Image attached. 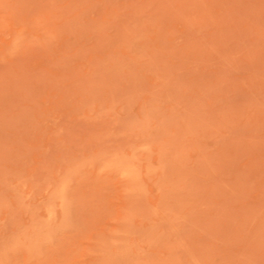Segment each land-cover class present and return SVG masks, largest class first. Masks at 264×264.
Instances as JSON below:
<instances>
[{
    "label": "rangeland",
    "instance_id": "rangeland-1",
    "mask_svg": "<svg viewBox=\"0 0 264 264\" xmlns=\"http://www.w3.org/2000/svg\"><path fill=\"white\" fill-rule=\"evenodd\" d=\"M0 264H264V0H0Z\"/></svg>",
    "mask_w": 264,
    "mask_h": 264
}]
</instances>
